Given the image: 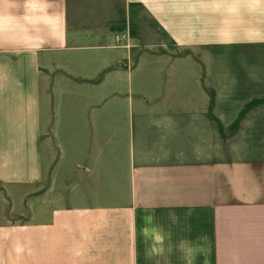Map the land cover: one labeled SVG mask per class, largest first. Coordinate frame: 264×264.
Listing matches in <instances>:
<instances>
[{"label":"crops","instance_id":"crops-1","mask_svg":"<svg viewBox=\"0 0 264 264\" xmlns=\"http://www.w3.org/2000/svg\"><path fill=\"white\" fill-rule=\"evenodd\" d=\"M261 73L264 0H0V264H264Z\"/></svg>","mask_w":264,"mask_h":264},{"label":"built area","instance_id":"built-area-1","mask_svg":"<svg viewBox=\"0 0 264 264\" xmlns=\"http://www.w3.org/2000/svg\"><path fill=\"white\" fill-rule=\"evenodd\" d=\"M128 39H129V34L126 31L112 33V42L116 46L124 47V48L128 47L129 46Z\"/></svg>","mask_w":264,"mask_h":264},{"label":"clouds","instance_id":"clouds-1","mask_svg":"<svg viewBox=\"0 0 264 264\" xmlns=\"http://www.w3.org/2000/svg\"><path fill=\"white\" fill-rule=\"evenodd\" d=\"M184 251H185V253H186L187 256H192L193 253H194V251H195V249H193V248H186V249H184Z\"/></svg>","mask_w":264,"mask_h":264},{"label":"rangeland","instance_id":"rangeland-1","mask_svg":"<svg viewBox=\"0 0 264 264\" xmlns=\"http://www.w3.org/2000/svg\"><path fill=\"white\" fill-rule=\"evenodd\" d=\"M261 75H263V73H261ZM263 78H264V75L262 76ZM0 192H4L3 191V189L0 187ZM13 205V201L11 200H9V203H8V208L10 207V206H12Z\"/></svg>","mask_w":264,"mask_h":264}]
</instances>
